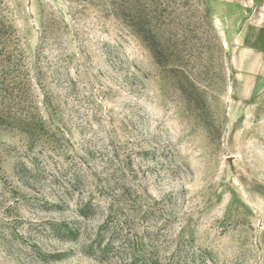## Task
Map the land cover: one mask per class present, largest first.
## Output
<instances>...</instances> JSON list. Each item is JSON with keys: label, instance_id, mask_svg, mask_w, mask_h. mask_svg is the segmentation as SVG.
<instances>
[{"label": "rangeland", "instance_id": "rangeland-1", "mask_svg": "<svg viewBox=\"0 0 264 264\" xmlns=\"http://www.w3.org/2000/svg\"><path fill=\"white\" fill-rule=\"evenodd\" d=\"M212 0H0V264H264V92Z\"/></svg>", "mask_w": 264, "mask_h": 264}, {"label": "crops", "instance_id": "crops-1", "mask_svg": "<svg viewBox=\"0 0 264 264\" xmlns=\"http://www.w3.org/2000/svg\"><path fill=\"white\" fill-rule=\"evenodd\" d=\"M210 21L230 51L243 98L264 92V0H212Z\"/></svg>", "mask_w": 264, "mask_h": 264}]
</instances>
